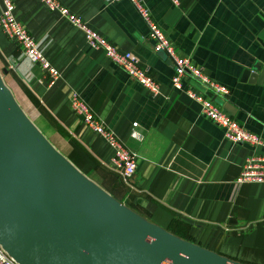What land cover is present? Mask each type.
<instances>
[{
	"label": "crops",
	"instance_id": "obj_1",
	"mask_svg": "<svg viewBox=\"0 0 264 264\" xmlns=\"http://www.w3.org/2000/svg\"><path fill=\"white\" fill-rule=\"evenodd\" d=\"M10 1L15 20L58 74L48 84V75L0 30L2 83L37 131L62 140L65 159L81 175L118 195L111 149L69 110L68 98L76 95L135 155L129 185L119 186L126 203L112 196L116 201L182 241L240 264H264V183H236L243 161L264 156V149L227 142L197 103L171 89V64L151 51L133 7L126 0H57L117 51L132 54L157 84L156 97L57 13L37 0ZM140 2L176 54L227 91L212 99L217 109L264 142V0ZM182 86L211 97L192 80Z\"/></svg>",
	"mask_w": 264,
	"mask_h": 264
},
{
	"label": "water",
	"instance_id": "obj_2",
	"mask_svg": "<svg viewBox=\"0 0 264 264\" xmlns=\"http://www.w3.org/2000/svg\"><path fill=\"white\" fill-rule=\"evenodd\" d=\"M0 246L17 264H240L146 222L81 175L1 76Z\"/></svg>",
	"mask_w": 264,
	"mask_h": 264
},
{
	"label": "built area",
	"instance_id": "obj_3",
	"mask_svg": "<svg viewBox=\"0 0 264 264\" xmlns=\"http://www.w3.org/2000/svg\"><path fill=\"white\" fill-rule=\"evenodd\" d=\"M37 1L49 12L57 13L71 27L80 31L91 49L102 51L106 59L120 68L130 80L146 90L151 97H156L158 95L157 84L147 75L146 71L139 66L137 59L132 54L117 51L97 33L86 27L78 17L70 14L57 0ZM110 1L115 2L118 0ZM126 1L133 7L137 16L145 25L147 31L145 40L151 42V51L153 53L162 54L171 64L172 75L169 81L171 89L182 92L190 101L197 103L200 115L220 129L223 139L227 142L233 145H246L252 148L261 147L264 149V142L254 134L244 130L231 117L221 113L215 106L212 99L225 96L227 91L205 77L201 69L196 67L190 59L179 57L176 54L158 26L151 20L140 0ZM167 1L172 6H177L179 2V0ZM0 30L8 40L19 47L22 56L25 57L29 63L39 66V68L48 75V84H52L57 80V72L52 69L42 57L41 50L37 43L31 38L23 26L15 20L13 16V5L10 0H2ZM185 78L194 81L197 85L207 90L211 97L206 99L192 90L184 89L182 80ZM68 107L71 113L80 119L85 128L99 136L108 145L112 151L110 162L112 171L117 175L123 185L128 186L136 170L135 155L125 149L114 135L103 127L95 118L92 111L79 97L72 94L68 98ZM236 183H264V156L258 157L250 155L247 157L243 161ZM0 264H17L7 255L1 246Z\"/></svg>",
	"mask_w": 264,
	"mask_h": 264
},
{
	"label": "rangeland",
	"instance_id": "obj_4",
	"mask_svg": "<svg viewBox=\"0 0 264 264\" xmlns=\"http://www.w3.org/2000/svg\"><path fill=\"white\" fill-rule=\"evenodd\" d=\"M26 115L28 118H30V116L28 114H26ZM46 134L48 136L46 139L52 144V146L55 148V150L57 152H59L64 158H66L67 148H66L65 143H63L62 140H58V139L55 140L52 137H50L49 132H47ZM112 187L114 188L115 191H117L118 195H116V193L113 194L112 192L110 194L112 196H115L116 199H119L118 200L119 202H121L122 204H125L126 200L123 198L126 195V194H124L125 191L118 187V183L116 181L113 183ZM112 196H111V198H113Z\"/></svg>",
	"mask_w": 264,
	"mask_h": 264
},
{
	"label": "trees",
	"instance_id": "obj_5",
	"mask_svg": "<svg viewBox=\"0 0 264 264\" xmlns=\"http://www.w3.org/2000/svg\"><path fill=\"white\" fill-rule=\"evenodd\" d=\"M115 178H116V182L118 183V187H119V186H122V183H121L120 180L118 179L117 175L115 176Z\"/></svg>",
	"mask_w": 264,
	"mask_h": 264
}]
</instances>
